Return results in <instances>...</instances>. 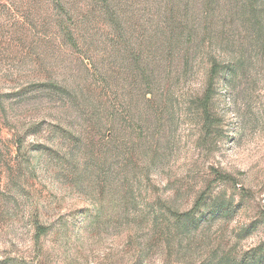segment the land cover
Instances as JSON below:
<instances>
[{
	"label": "rangeland",
	"instance_id": "1",
	"mask_svg": "<svg viewBox=\"0 0 264 264\" xmlns=\"http://www.w3.org/2000/svg\"><path fill=\"white\" fill-rule=\"evenodd\" d=\"M0 264H264V0H0Z\"/></svg>",
	"mask_w": 264,
	"mask_h": 264
},
{
	"label": "trees",
	"instance_id": "2",
	"mask_svg": "<svg viewBox=\"0 0 264 264\" xmlns=\"http://www.w3.org/2000/svg\"><path fill=\"white\" fill-rule=\"evenodd\" d=\"M66 38L67 40L72 44L74 45V39L73 37L67 33L66 34ZM215 69L213 68V70L211 71V79H210V82H209V85H208V88H207V91L204 95V99L203 101L201 102V109L203 111V115H204V118H205V123H206V126L208 127L209 126V121H210V116H209V111H208V104H209V101H210V96H211V93H212V90H211V87H212V79L215 75ZM221 179H226L225 177H222ZM198 203L195 204V207L197 208L198 207ZM196 208H194L193 210L183 214V215H180L181 217H188V216H192L193 215V212L196 210ZM179 216V217H180ZM48 231V228L45 227V226H42L40 224H37L36 225V234H35V240H38L42 235H44L46 232Z\"/></svg>",
	"mask_w": 264,
	"mask_h": 264
}]
</instances>
